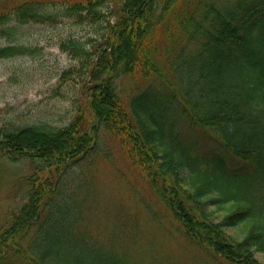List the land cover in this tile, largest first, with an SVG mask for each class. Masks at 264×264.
Segmentation results:
<instances>
[{
    "label": "trees",
    "instance_id": "trees-1",
    "mask_svg": "<svg viewBox=\"0 0 264 264\" xmlns=\"http://www.w3.org/2000/svg\"><path fill=\"white\" fill-rule=\"evenodd\" d=\"M58 18L105 31L91 49L60 44L80 61L60 80L87 74L66 126H0V157L29 167L0 226V264H131L95 226L109 143L190 245L264 264V0H0V59L28 52L21 28ZM197 130L218 148L200 150Z\"/></svg>",
    "mask_w": 264,
    "mask_h": 264
},
{
    "label": "rangeland",
    "instance_id": "rangeland-1",
    "mask_svg": "<svg viewBox=\"0 0 264 264\" xmlns=\"http://www.w3.org/2000/svg\"><path fill=\"white\" fill-rule=\"evenodd\" d=\"M58 21L55 25L24 26L19 44L28 47V52L0 59V126L64 127L84 106L83 82L78 80L87 78L86 68L83 65L77 74L72 71L75 80L62 82L63 71L80 67V61L60 49V44L70 39L91 49V41H100L105 30L99 23L78 24L69 18ZM5 41L7 38L0 39V47ZM182 133L185 135L187 130ZM188 135L196 138L200 150L218 148L212 130ZM109 145L113 157L102 161L98 171L103 205L95 223L97 230L103 236L115 235L120 251L126 250L131 264H221L189 244L148 180L138 168L126 166L115 146ZM28 168L27 162L13 163L0 157V226L5 224L8 212L21 203L25 188L18 186V177ZM217 215L221 212L216 211Z\"/></svg>",
    "mask_w": 264,
    "mask_h": 264
}]
</instances>
